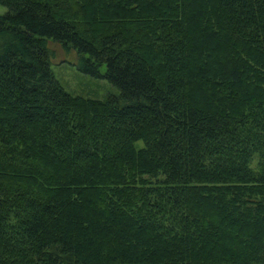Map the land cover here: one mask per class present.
<instances>
[{
    "label": "trees",
    "instance_id": "trees-1",
    "mask_svg": "<svg viewBox=\"0 0 264 264\" xmlns=\"http://www.w3.org/2000/svg\"><path fill=\"white\" fill-rule=\"evenodd\" d=\"M0 4V264H264V0Z\"/></svg>",
    "mask_w": 264,
    "mask_h": 264
},
{
    "label": "rangeland",
    "instance_id": "rangeland-1",
    "mask_svg": "<svg viewBox=\"0 0 264 264\" xmlns=\"http://www.w3.org/2000/svg\"><path fill=\"white\" fill-rule=\"evenodd\" d=\"M7 8L0 4V15L7 12ZM52 56V71L56 80L69 94L84 98L106 100L119 91L108 81L96 79L78 70L77 54L66 51L60 44L50 42Z\"/></svg>",
    "mask_w": 264,
    "mask_h": 264
}]
</instances>
